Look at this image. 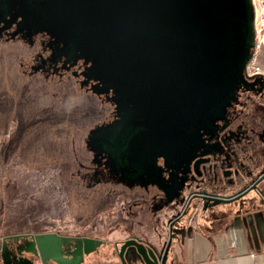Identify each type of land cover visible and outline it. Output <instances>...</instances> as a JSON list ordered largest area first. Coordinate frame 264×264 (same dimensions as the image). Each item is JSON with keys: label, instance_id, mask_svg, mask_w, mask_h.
<instances>
[{"label": "rangeland", "instance_id": "374dc122", "mask_svg": "<svg viewBox=\"0 0 264 264\" xmlns=\"http://www.w3.org/2000/svg\"><path fill=\"white\" fill-rule=\"evenodd\" d=\"M85 3L88 0H0V250L5 237L50 232L59 229V223L75 220L72 212L64 215L53 208L46 195L48 182L51 187L62 182L65 171H70V184L63 182L71 201L77 202L78 191L86 194L79 208L95 206L84 197L91 191L100 203L107 192L120 196L127 188L136 192L145 186L122 177L139 171L137 153L142 150L136 148L129 158L122 141L134 144L130 136L135 128L128 121L147 115L149 97L162 84L165 70L150 58H138L142 46L132 54L118 49L108 30L96 27L90 35L80 11ZM15 109L32 114L27 121L20 119L11 140ZM170 113L145 123L157 142L168 136L164 124ZM64 128H75L66 140L60 136ZM49 132V139L42 137ZM47 203L53 209L50 215L37 211ZM95 214L93 218L105 217L104 211Z\"/></svg>", "mask_w": 264, "mask_h": 264}, {"label": "water", "instance_id": "95a60500", "mask_svg": "<svg viewBox=\"0 0 264 264\" xmlns=\"http://www.w3.org/2000/svg\"><path fill=\"white\" fill-rule=\"evenodd\" d=\"M80 11L90 35H95L96 27L108 30L112 43L131 54L136 46H142L144 50L138 58L147 57L161 65L165 70L163 81L170 77L193 80L214 75L216 65H230L244 51L247 53L251 20L246 0H88ZM230 72L227 74L232 75ZM247 178L238 172L232 186H243ZM262 180L264 173L254 187L224 196L206 192L184 194L183 186L177 187L167 196L168 209L173 212L162 230L157 231L156 241L148 243L129 236L115 244L116 255L122 264H176L186 236L203 219L201 214L216 212L220 203L221 211L228 208L229 214L256 208L257 197L251 194L259 196L257 187ZM186 197L189 200L185 204ZM252 217L255 215L250 214L245 220ZM23 236L29 240L22 250L32 252L42 264H83L86 257L103 246V241L87 235L50 231ZM1 251L3 264H11L4 244ZM17 263L33 264L24 257Z\"/></svg>", "mask_w": 264, "mask_h": 264}, {"label": "flooded vegetation", "instance_id": "af4514ba", "mask_svg": "<svg viewBox=\"0 0 264 264\" xmlns=\"http://www.w3.org/2000/svg\"><path fill=\"white\" fill-rule=\"evenodd\" d=\"M245 58L246 51L230 65H216L214 75H201L193 80L170 77L169 82L168 78H165L160 86H156V90L149 97L151 109L146 111L147 115L133 122L128 121L132 129L135 128L130 136L134 144L122 141L124 152L129 154L130 158L133 151L141 147L137 157H141L142 161L140 159L137 165L139 171L123 173L122 177L132 180L131 182L138 181L161 187L183 186L186 193L192 195L206 192L209 195L224 196L227 189H230L228 194H234L243 188L254 187L259 176L264 173V167L259 174H255L253 163L242 160L235 149L243 136V133L238 131L244 129L249 133L254 132L246 111L254 100L253 97L258 96L264 101V83L260 84L257 90L255 84L250 82L252 79L245 77ZM114 68L124 71L118 65H114ZM230 71L232 75L226 76ZM155 98L157 102L153 101ZM224 109L229 110L228 113H225ZM167 111H171L170 119L165 122L164 127L169 133L161 142H157L156 133L145 123L159 119ZM129 124L126 123L122 127V136L125 135L124 130ZM230 126L239 130L230 129ZM246 139L249 144L252 142L249 140L250 136ZM158 159L162 160V166H159ZM146 164L151 166V169L154 167V170L151 171ZM238 172L248 178L243 186L235 187L232 183L237 179ZM257 188L263 194L264 180ZM167 196L170 197V194H166L160 202L168 203ZM188 200L189 197H186L184 203ZM227 215L225 211H221V203L216 212L201 214L203 220L211 224L212 230H215V226L220 225ZM24 234L27 233L18 234V237L8 236L3 240L10 252L11 264L17 263L22 257L32 260L33 264H42V260L32 252L22 250L29 240ZM1 252L0 250V261L3 263ZM51 263L52 261H49V264Z\"/></svg>", "mask_w": 264, "mask_h": 264}, {"label": "crops", "instance_id": "0c3cea01", "mask_svg": "<svg viewBox=\"0 0 264 264\" xmlns=\"http://www.w3.org/2000/svg\"><path fill=\"white\" fill-rule=\"evenodd\" d=\"M246 3L251 20V0H246ZM258 64L264 71V40L258 54ZM250 82L254 83L258 90V86L264 83V79L256 78ZM253 99L248 107L247 117L254 132L249 133L244 129L238 131L235 126H232V128L230 126L229 128L238 131L240 134L243 133L240 138V144L237 145L235 150L239 152V157L242 160L253 163L255 174H259L264 167V101L258 96L253 97ZM17 109H15L14 115L13 113L11 115L13 120L10 133L11 140L18 134L19 129L17 127L20 124V119L24 118L27 121L29 114H32L25 109L20 111H17ZM71 131H75V128L62 129L60 134L63 138L62 140H66L67 136H70ZM49 136H51V132L47 135L42 134L43 138L49 139ZM60 136H53L52 138L56 139ZM247 136L251 138L249 139L252 141L250 144L246 139ZM23 137L24 135L21 139ZM246 144L249 145L247 146ZM56 155L60 156V154ZM69 173V170L63 172L62 177L68 184H70L68 181ZM50 174L48 176H51ZM63 180L62 182H52L55 183L53 187H51V181H49L46 195L50 196L49 202H52L53 208H58V212L62 210L64 215L72 212L75 220L67 222L65 225L59 223V229L53 232L73 236H91L103 241V246L106 247L103 250L102 246L99 252L86 257V261L83 264H122L115 253V244L132 235L148 243L155 242L157 231L162 230L164 222L169 219L173 212L168 209V203L160 202V199L164 198L166 194H172L176 189L174 186L161 187L145 183V186L141 189L139 188L138 191L134 192L133 189L127 188L128 192L122 193L120 196L114 191L107 192L100 203L98 202V194L91 191V194L84 197L95 201L94 205L96 207L90 205V208L85 209L79 208V205L82 201V195L86 194H82L79 191L74 193L77 199V202L74 203L70 198V190ZM43 193H39L42 195V199ZM225 193H230V189H227ZM184 194L187 193L185 192ZM251 195H256L257 197L256 208L247 212L233 214H229V210L226 208L225 213L228 215L220 225L217 224L215 226V230L210 229L211 224L205 220L200 219L197 221L194 230L186 236L184 245L179 250V259L176 264H264V192L263 194L260 193L259 196L255 192H252ZM73 203L74 206L77 205L74 209L72 208ZM48 204L38 206L37 211L41 214L50 215V211L53 209ZM98 211H104L105 217L101 219L98 217L93 218V216H96L95 212L97 213ZM88 212L92 216L90 215L89 219H85ZM250 214L255 215V217L246 221L245 218ZM51 264L56 263L52 262Z\"/></svg>", "mask_w": 264, "mask_h": 264}, {"label": "built area", "instance_id": "2783aa9c", "mask_svg": "<svg viewBox=\"0 0 264 264\" xmlns=\"http://www.w3.org/2000/svg\"><path fill=\"white\" fill-rule=\"evenodd\" d=\"M251 6L252 18L244 73L247 79H264V71L258 64V54L264 40V0H251Z\"/></svg>", "mask_w": 264, "mask_h": 264}]
</instances>
